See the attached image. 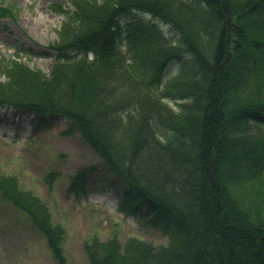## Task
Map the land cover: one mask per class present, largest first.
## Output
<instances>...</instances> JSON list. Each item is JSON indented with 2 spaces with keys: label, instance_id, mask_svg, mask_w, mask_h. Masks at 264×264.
<instances>
[{
  "label": "trees",
  "instance_id": "16d2710c",
  "mask_svg": "<svg viewBox=\"0 0 264 264\" xmlns=\"http://www.w3.org/2000/svg\"><path fill=\"white\" fill-rule=\"evenodd\" d=\"M56 9L64 19L46 44L49 73L0 54V105L65 118L123 184L119 208L144 205L168 234L158 247L95 234L84 243L90 264H264V0H66ZM16 11L0 0V17ZM131 12L169 26L176 41L138 26L121 49L115 36ZM179 53L178 72L163 79ZM57 177L46 174L48 187ZM22 182L0 172V196L67 264L64 226Z\"/></svg>",
  "mask_w": 264,
  "mask_h": 264
},
{
  "label": "rangeland",
  "instance_id": "374dc122",
  "mask_svg": "<svg viewBox=\"0 0 264 264\" xmlns=\"http://www.w3.org/2000/svg\"><path fill=\"white\" fill-rule=\"evenodd\" d=\"M9 1H14L17 11L15 17H0V54L18 52L31 67L49 73L53 55L46 44L56 38L64 19L56 4L66 0ZM119 25L115 40L123 50L130 46L129 30L136 32L138 26L140 31L154 29L176 41L169 26L139 12L123 15ZM182 59L179 53L167 62L163 79L178 72ZM67 125L59 115L38 116L0 105V172L17 174L47 204L53 220L64 226L67 264H90L84 243L98 233L116 232L121 242L137 236L156 247L166 244L163 224L144 205L131 212L119 208L123 184L77 131L67 132ZM49 171L58 173L53 187L45 181ZM79 175L85 180L84 189L73 188ZM0 264H56L37 228L1 196Z\"/></svg>",
  "mask_w": 264,
  "mask_h": 264
}]
</instances>
